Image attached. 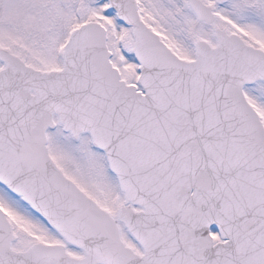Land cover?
I'll return each instance as SVG.
<instances>
[{"label":"snow or ice","instance_id":"obj_1","mask_svg":"<svg viewBox=\"0 0 264 264\" xmlns=\"http://www.w3.org/2000/svg\"><path fill=\"white\" fill-rule=\"evenodd\" d=\"M0 264H264V0H0Z\"/></svg>","mask_w":264,"mask_h":264}]
</instances>
